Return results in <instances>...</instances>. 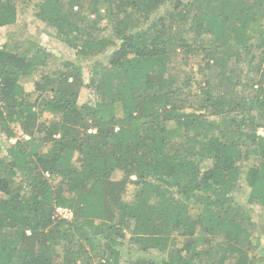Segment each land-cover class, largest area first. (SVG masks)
<instances>
[{"label": "trees", "instance_id": "1", "mask_svg": "<svg viewBox=\"0 0 264 264\" xmlns=\"http://www.w3.org/2000/svg\"><path fill=\"white\" fill-rule=\"evenodd\" d=\"M20 1L0 0V28L17 22ZM37 10L78 57L110 56L87 85L67 61L32 93L22 78L46 52L0 47V134L15 139L0 141V264H121L127 231L139 252L125 264H252L251 216L231 194L244 172L250 203L264 207V0H40ZM106 17L115 37L99 26ZM177 55L218 69L199 99L176 86ZM242 65L258 79L244 83ZM84 86L94 104L80 103Z\"/></svg>", "mask_w": 264, "mask_h": 264}, {"label": "rangeland", "instance_id": "2", "mask_svg": "<svg viewBox=\"0 0 264 264\" xmlns=\"http://www.w3.org/2000/svg\"><path fill=\"white\" fill-rule=\"evenodd\" d=\"M40 0H24L20 1L17 4L18 9V20L14 25L5 26L0 28V47L4 45H8L11 48L21 50V52L25 50H29L33 48V51H37L39 48L46 52L45 64L40 65V67L29 77H23L22 83L26 87L28 92L35 93V84L37 81L41 80L43 75H53L60 71L67 70L65 63L67 61H74L80 63L82 66L83 79L84 83L89 84L91 77L93 75V66L96 61H102L106 63L110 53H103L98 55L95 58H82L76 55V51L69 47L65 42H63L59 36L57 31L48 23L43 22L37 16V3ZM109 4L102 5V12L105 15V11L108 9ZM165 9H168L165 8ZM164 9V10H165ZM163 11V10H161ZM90 11L88 10V13ZM95 15H92L94 18ZM264 23V19L260 18L258 24ZM263 25V24H261ZM100 28L103 29V34L108 37L114 36V27L113 23L109 21V18H104L100 24ZM258 25H253L252 30L254 31ZM253 40V39H252ZM180 54V52H179ZM203 66L202 57H194L188 58L185 60L182 55H177L175 60L170 66V74L175 76L177 79L176 86H180L185 89L186 93L191 94L192 99H199L202 95L201 85L205 84L206 80H213L217 73L219 72L217 68L209 69L206 71V74L201 72V68ZM242 69L239 71L238 75H248L244 80V83H250L252 80L255 81L258 78H254L255 71L249 69L246 65H242ZM236 78L234 77V80ZM250 79V80H249ZM219 81V80H218ZM239 93L242 91L241 88L236 89ZM98 99L97 91L93 86L91 87H82L80 92V103H90L94 104ZM118 113L121 115V105L118 104ZM258 115V113L256 112ZM255 114V115H256ZM217 116H209V119H216ZM53 119V115L44 112L41 115V120L50 121ZM263 121L261 118L257 120V123ZM174 123H171L169 126H174ZM260 129V128H259ZM259 131V130H258ZM21 131L18 129V135L21 136ZM0 141L3 142L5 147L9 146L10 142L7 141L6 136L0 134ZM5 148V149H6ZM4 154V153H1ZM77 158V157H76ZM254 156L248 161V165L253 163ZM77 161V160H75ZM211 164L210 160H206L204 163V167ZM123 176L122 171H115L112 176L113 180H119ZM245 174L243 172L240 177V182L238 186L235 188L234 192L231 194L232 200L234 203L241 205L244 207L249 215L251 216V220L247 222V229L250 234V240L252 241L253 246L250 249L251 257H254L252 264H264V207L256 204H251L249 201L250 198V187L247 185L244 180ZM136 185L128 184L126 188V192L124 194V199L131 202L134 199L136 192ZM0 196L2 194L0 193ZM195 206V205H194ZM193 206V207H194ZM197 212L200 211V206H195ZM198 235H201V232H198ZM131 233L130 231L126 232V238L124 240V253L122 256L121 264H125V260L129 257H136L139 250L134 245V243L130 240ZM183 237H179L178 247H181ZM223 235L217 236L213 242V247L218 246V244L222 243ZM198 248H204L208 250L210 246L203 244L200 242L198 244ZM173 249H169L167 252H158L152 251L151 255L155 257L161 258H169L172 255ZM127 251L131 252V256L127 254ZM222 251H219V256L222 255ZM234 258H230L229 262H233Z\"/></svg>", "mask_w": 264, "mask_h": 264}, {"label": "built area", "instance_id": "3", "mask_svg": "<svg viewBox=\"0 0 264 264\" xmlns=\"http://www.w3.org/2000/svg\"><path fill=\"white\" fill-rule=\"evenodd\" d=\"M259 134L264 135V127H261L258 131ZM14 139H12L13 141ZM56 216L58 218H72L73 213L69 208L66 207H58L56 209Z\"/></svg>", "mask_w": 264, "mask_h": 264}]
</instances>
